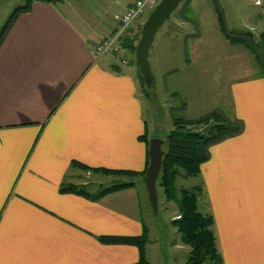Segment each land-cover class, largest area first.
<instances>
[{
	"label": "crops",
	"instance_id": "1",
	"mask_svg": "<svg viewBox=\"0 0 264 264\" xmlns=\"http://www.w3.org/2000/svg\"><path fill=\"white\" fill-rule=\"evenodd\" d=\"M130 1L33 0L0 43V264H135L136 245L100 237L138 236L144 228L151 264L155 240L134 186L99 199L60 191L63 183L91 186L79 179L85 174L95 180L107 175L74 162L141 172L148 145L140 136L164 140L166 133L149 132L138 67L114 53L93 52L98 40L115 32L113 15ZM214 2L198 0L196 6L190 0L193 22L182 20L205 26L239 56L226 116L240 120L242 131L208 148L198 175L204 193L199 209L212 215L223 264H264V73L247 47L226 37L246 32L248 13L230 29L223 16L224 30ZM172 227L173 247L189 251Z\"/></svg>",
	"mask_w": 264,
	"mask_h": 264
},
{
	"label": "rangeland",
	"instance_id": "2",
	"mask_svg": "<svg viewBox=\"0 0 264 264\" xmlns=\"http://www.w3.org/2000/svg\"><path fill=\"white\" fill-rule=\"evenodd\" d=\"M25 1L0 0V25L9 17L14 7L24 4ZM76 1L82 3V0ZM188 1L186 4L184 0L180 2L170 18L164 21L149 49L153 81L150 86H145L150 96L147 98L148 96L143 94L141 82L139 93L150 134L167 133L173 128L175 117L193 120L214 109L221 110L225 115L232 113L229 104L230 78H237L239 75L241 61L239 56L231 54L205 26L198 27L188 20H182L183 17L193 22L191 19L194 15L192 9L187 8L190 5V0ZM197 1L195 0L194 4L196 6L199 5ZM254 2L260 1L216 0L214 3L216 8L222 9L228 29L232 24L240 23L241 13L247 12L249 17L243 19V31H250L256 38L264 31V1H261V5H255ZM185 10L187 16H180ZM147 16L148 14H144L137 19V22L141 23L127 26L123 37L126 35L127 38L134 40L133 44L136 45L137 41L133 38L138 36L141 24ZM187 32L197 36L187 37ZM121 48L122 54L126 55V62L130 61L137 68L134 53L120 43ZM151 93L155 95L154 100H151ZM161 119L163 125L160 123ZM163 147L165 148V145ZM79 179L91 184L88 186L90 189L116 182H132L139 194L138 197H142L143 218L152 233V239L155 240L152 253L149 255L150 263L182 264L187 260V247L183 250L173 247L175 229L170 223L177 207L175 202L165 200L161 186H156L158 202L154 210L147 195L144 176L104 175L95 180L85 174ZM199 184H202L199 176L189 178L178 176L175 181L177 188H189Z\"/></svg>",
	"mask_w": 264,
	"mask_h": 264
},
{
	"label": "trees",
	"instance_id": "3",
	"mask_svg": "<svg viewBox=\"0 0 264 264\" xmlns=\"http://www.w3.org/2000/svg\"><path fill=\"white\" fill-rule=\"evenodd\" d=\"M33 0H26L24 4L16 6L9 17L0 25V43L16 15L30 8ZM48 2H58L62 0H42ZM188 0H184L186 4ZM220 24L224 27L223 15L217 7ZM225 30V27H224ZM140 32L135 38L139 39ZM232 43L243 44L254 54L256 61L264 73V31L256 38L250 31L226 34ZM134 40L126 37L121 39L123 47L134 53ZM140 82L144 93L148 88L145 86L140 74ZM242 131V123L238 119L226 116L221 110L214 109L206 114L193 119L174 118L173 128L164 136L165 148L162 157L161 168L156 180V186L162 188L166 201H173L177 207V216L171 220V224L176 227L180 241L189 247L188 257L185 264H223L222 258L216 247V238L212 230L213 218L208 212L199 209L200 200L203 199V185L193 187L177 188L175 185L178 176L189 178L199 175L200 165L209 157L208 148L223 139L238 135ZM140 139L148 145V136L145 132ZM148 163V161H147ZM146 163V166H147ZM74 165L82 170L101 171L104 174L125 175L128 177L144 176L146 166L143 171L113 170L105 168H91L81 163L74 162ZM133 186L132 182H116L108 186H98L92 190L88 185L79 186L74 183H63L60 187L62 192H75L83 194L91 199H99L104 195ZM105 243H121L136 245L139 250V260L135 264H148L145 258V243L147 232L144 231L138 236H103L100 237Z\"/></svg>",
	"mask_w": 264,
	"mask_h": 264
},
{
	"label": "water",
	"instance_id": "4",
	"mask_svg": "<svg viewBox=\"0 0 264 264\" xmlns=\"http://www.w3.org/2000/svg\"><path fill=\"white\" fill-rule=\"evenodd\" d=\"M182 1L183 0H160L141 24L140 36L135 46L134 58L143 82L147 87L151 85L153 80L149 61L150 46L154 41L158 29L162 26L164 21L170 18L171 14ZM163 143V139L151 137L148 140L147 146L148 163L144 174V183L149 201L154 210L157 208L156 180L164 154L162 148Z\"/></svg>",
	"mask_w": 264,
	"mask_h": 264
},
{
	"label": "built area",
	"instance_id": "5",
	"mask_svg": "<svg viewBox=\"0 0 264 264\" xmlns=\"http://www.w3.org/2000/svg\"><path fill=\"white\" fill-rule=\"evenodd\" d=\"M160 0H131L128 5L117 10L113 17L118 22L115 32L97 41L93 46V52L97 55L114 53L122 62H126V55L120 49V38L123 37L126 27L144 14H150Z\"/></svg>",
	"mask_w": 264,
	"mask_h": 264
}]
</instances>
